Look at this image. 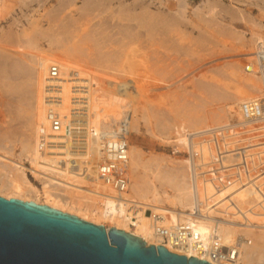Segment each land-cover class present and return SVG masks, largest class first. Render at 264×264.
Instances as JSON below:
<instances>
[{
    "label": "rangeland",
    "instance_id": "rangeland-1",
    "mask_svg": "<svg viewBox=\"0 0 264 264\" xmlns=\"http://www.w3.org/2000/svg\"><path fill=\"white\" fill-rule=\"evenodd\" d=\"M31 1H0V134L7 137L6 140L3 136L4 145L13 149L15 157L21 155L20 140L27 133L28 112L32 111L30 93L35 91V83L29 71L32 72L35 55L94 75L96 82L98 80L94 83H100L102 88L122 99L124 105H128L124 110L130 116L134 113L132 117L138 131L135 126L130 129L132 149L142 151L144 162L153 161L154 167L160 163V170H174L182 175L187 157L176 141L177 132L223 125L230 120L232 112L238 118L236 104L229 97L237 87L247 88L245 81L248 79L259 84L256 77L244 72V68L252 61L250 54L254 53L257 42L264 40V0ZM30 40L34 46L25 47ZM64 51L69 52L71 59ZM233 70L238 71L241 78H233ZM248 89L253 98L263 95L250 86ZM191 115H216V118L192 128ZM24 162L31 168L28 160ZM151 172L142 169L135 173L136 176L129 172L128 190L133 181L148 179L146 182L153 181L160 194L167 189L169 195H173L170 188L154 181ZM26 174L30 184L42 190L45 185L42 177L29 169ZM83 186L88 187L84 183ZM247 190L234 188L239 200L234 197L236 204L248 202L244 203L247 207L256 203L249 190L250 197L243 193ZM231 191L229 189L219 198ZM254 218L256 222L258 217ZM260 219L257 220L259 224L264 218ZM133 230L131 226L125 232L130 234Z\"/></svg>",
    "mask_w": 264,
    "mask_h": 264
},
{
    "label": "bare ground",
    "instance_id": "bare-ground-1",
    "mask_svg": "<svg viewBox=\"0 0 264 264\" xmlns=\"http://www.w3.org/2000/svg\"><path fill=\"white\" fill-rule=\"evenodd\" d=\"M84 8H85V6H84ZM48 12H49V10H48ZM166 18H167V16H166ZM234 18H236V17H234ZM139 25H140V23H139ZM34 27H36V26L34 25ZM37 29H39V28H37ZM38 34L40 35V33H38ZM42 34H45V33H42ZM21 36L24 37L23 35H21ZM29 36H31V35H29ZM51 39L52 38H50V40ZM52 40L55 41L54 39H52ZM261 40H263V39H261ZM42 42H44V41H42ZM13 43H15V42H13ZM16 43H18V42H16ZM52 43H50V44H52ZM56 43H55V45H57ZM27 44L28 45H26L25 47L28 46V48H30V47L34 46V42L31 40ZM25 49H27V48H25ZM67 52L68 51H66L65 53H67ZM213 52H214V49H213ZM65 53L62 55H65ZM47 54H48V52H47ZM68 55H69V52H68ZM250 55H252V54H250ZM39 56L35 55L32 58L33 67L31 68L32 70L30 69L32 72L29 71L30 76H32V79L34 80V83H35V86H33V87H35V91L30 90L31 91V93H30L31 99L30 100H32V109H31L32 111L28 112L29 116H28L27 120H29V122H26L28 124V127H27V129H25V130H27V133L26 134L22 133V136H23V134H24V136L23 137L21 136L22 137V139L20 140L21 141L20 142L21 149L19 150L21 155H19V157H15V155L11 152L13 149L9 148L10 149L9 150L5 146L6 143L4 145V137L5 136L0 134V196L10 197L13 199H20V200L26 201V202H33V203H36L37 205L48 206V207H50V209L52 208V209L61 211L63 213H68L70 215L80 217V219H83L85 221H90V223L103 225L104 227H106V229L108 231L112 228H115V229L118 228V230L128 232L129 227L132 226L134 228V230L132 232L130 231L131 235L142 239L143 241H145L147 243V245L158 246L159 241L156 239V237L154 235V226H155L154 218H155V215H159L161 218L164 219L163 222L165 224L170 225V224H174V223H177L180 221H184L185 216H186L185 213H187V211L189 209H191V207H192L193 193H192V186H191V182H190L191 179H190V172H189L190 167H191V164H189V162L192 160V158L186 159L184 161L186 165H185V173L183 172V175H182V173L177 172V171H175L176 172L175 173L174 170H173V172L169 171L168 169L160 170L159 169L160 163L158 164L156 161L157 164L154 167L152 165L153 161L151 163L150 162L147 163V161L144 162L142 151L140 152V150H137V149L133 150L132 149V147L130 145V136H129V139H128L129 140L128 174H129V172L132 171L133 172L132 174H134V176H136L138 174H135V173L136 172L138 173L142 169L145 170L146 172H147V170H149V172L152 171L151 176L153 177L154 181L158 182V184H160L161 187L170 188L173 191V195H169V193L166 191L167 189L165 191H163V193L161 192L162 194H160L158 191V188L155 186L153 181L149 180V182L147 183L146 180H148V179H146L145 181H140L141 179L140 180L137 179L136 181H133L134 184L132 185L131 190H128V193L123 196L122 200H118L116 198V194L114 193V191L111 188L103 185L102 183H99V180L97 179V168L96 167H97V164L101 160V155L99 152V146L97 147V145L91 143V145H89L87 148L81 150L83 153H77V159H79L82 162V165H84V167H83L84 169L80 168L82 170H79V172L74 171L75 170L74 168L69 169L71 166L69 162L67 163V168H65V169H63L62 167L61 168L57 167L56 165L58 162H60V160H63V161L70 160L72 154H71V151L68 150V148L64 147V146H62L56 150H52V151L49 150L48 151L49 155L48 156L45 155V157H43L42 154L40 153V151H38L39 150L38 149L39 138H40L41 131L44 129L48 132L50 131L49 121L47 118V111L49 108L48 103H47L48 102L47 97H49L52 94L53 88L52 87L49 88L50 86H52V84H49L50 82L47 79H48V74H49L51 64H53V62H54L53 60L49 59L52 61L50 63L48 58L43 57V56L41 57V55H39ZM62 57H64V56H62ZM66 57H64V58H66ZM69 57H70V55L67 58H69ZM52 59H55V58H52ZM69 59H71V58H69ZM236 60L237 59H235V61ZM7 63H8V61H7ZM49 63H50V65H49ZM179 63H181V62H179ZM61 68L63 71H65V73L69 71L68 66H66L62 63H61ZM25 72H27V70ZM244 72H246L250 76L256 77L258 79V82H259V84H257L256 82H253L252 80L248 79L245 81V82H247L248 86H250L254 89H257L259 92H262V94H263L264 93V86L262 84V80L260 79V77H258L256 74H254L252 72L251 73L247 72L246 67L244 68ZM231 75L233 76V78H236V79L241 78L240 75L238 74V71H236V70H233L231 72ZM79 76H80L79 80L83 79V81H79V83L82 82L83 83L82 85H84V86H82V85L81 86L85 87L86 88L85 91L88 92L87 97H88V103H89V111H88L89 115H87V116H88V119L90 121V124L98 130H108L112 125H114L115 123H117L119 121V119L123 115V112L125 111L124 110L125 107L127 108L128 105H124L126 103H124L122 101V99L117 98V96H114L113 93L102 88L100 83L96 84L98 82V80L96 82V79H95L96 77L94 75L92 76L90 74L84 73V71H81L79 73ZM67 77H68L67 75L64 76L63 80H65V78H67ZM94 82H96V83H94ZM260 84L262 86H260ZM76 85H80V84H76V82H70V81H68V79L61 83V86H62V93L60 95L61 105L57 108L60 109V112L62 114H68V112L70 110V106H71L70 100H71L72 96L75 94V91H77V89H74V87H77ZM203 85H205V84H203ZM248 86H247V88H245L244 86L243 87H237L234 90L232 97H229L230 98L229 100L232 101L234 104H236L237 113H238L240 118H241V116H240L239 110H240L241 103L253 99V96H250V91L248 89ZM214 91L215 90H212V92H214ZM28 98H30V97H28ZM254 98H258V97H254ZM16 102H18V101H16ZM173 103H175V102H173ZM131 113H133V111H131ZM135 113H136V111H135ZM194 114L196 115V113H194ZM132 115H131L132 119L130 120V124H129V134H130V129H132L134 126H135V129L137 127L136 126L137 124L134 123L135 119H134V117H132ZM195 115H193V116L191 115V118L189 117L190 123H191V125H193L192 128L195 127V125H199L203 122L205 123V121L208 119L214 120L216 118V115H212V116L210 115L209 117H207L206 115H205L206 117L205 116H195ZM135 116H136V114H135ZM186 116L187 115H185V117ZM221 117H222V115H221ZM146 118H147V116H146ZM146 118L144 117V119H146ZM177 123H178V121H177ZM211 124H213V123H211ZM220 124L221 123L217 124V126H220ZM186 125H188V124H186ZM212 126L213 125H209V126L206 125V127L198 129V130H194V131L183 130V131H181V133L178 131L177 137H179V138L176 141L179 142L181 146H184L186 143V137H185L186 134H184L185 132L195 133V132H199V131L204 130V129L205 130L210 129ZM25 128H26V126H25ZM192 128H190V129H192ZM136 130L138 131V129H136ZM182 132H183V134H182ZM161 136H163V134ZM166 138H169V137H166ZM5 139L7 140V137H5ZM168 142H170V141H168ZM190 154L193 155V152H190ZM86 159H88V160H86ZM24 160L25 161L28 160L30 162L31 168L30 167L27 168L25 166L26 163L24 162ZM79 164H80V162H79ZM130 167H131V171H130ZM28 169H29V172L31 171V173H33L37 177H42V179L44 180V183H45L42 190H38L32 184H30V181L28 180L27 174H26ZM41 171L45 174L41 173ZM146 176H147V174H146ZM84 180L86 182H84ZM83 183H84V185L86 184V186H88V187H84ZM248 190H247V192H243V193H246V194L249 193ZM242 195L246 196L244 194H242ZM248 196L250 197L251 195L247 194V197ZM247 197H246V199L244 198L246 201L249 200V198L247 200ZM252 198H256V197H252ZM244 199H243V201H244ZM256 200H257V198H256ZM237 201L239 202L238 196H237ZM242 203H243V205H244V203L248 204V202H242ZM242 203L240 201L239 204H242ZM167 205L169 206V208L167 207ZM260 218L258 217L259 220H261ZM252 219L255 220V218H252ZM263 220H262V222L260 221L261 224H258L259 226L252 227V229L251 228H244V229L239 231L238 228L233 229L232 227H230V228L224 227L221 230L222 238H223L225 244H228L230 239L236 233L240 234V236L242 238L241 245H239L240 246L239 257H238V260L234 264H264V221ZM106 224H108V225H106ZM203 231H205V229ZM186 255L188 257H195L196 254L190 253V251H188Z\"/></svg>",
    "mask_w": 264,
    "mask_h": 264
},
{
    "label": "built area",
    "instance_id": "built-area-1",
    "mask_svg": "<svg viewBox=\"0 0 264 264\" xmlns=\"http://www.w3.org/2000/svg\"><path fill=\"white\" fill-rule=\"evenodd\" d=\"M251 60L245 66L246 71L260 77L264 86V40L255 45ZM68 68L65 73L58 62H53L50 67L47 79L52 84L49 88H53L47 97L50 131H41L38 151L45 157L49 150L67 147L71 159L60 160L56 166L65 169L69 162V169L79 172L84 165L77 159V153H83L81 150L91 143L99 146L101 160L96 167L97 179L122 200L130 185L128 139L131 116L129 112H123L122 118L108 130L93 127L87 116L88 92L82 87L83 83H79L83 81L79 80L81 69ZM66 75L65 80L80 85L74 87L77 91L70 100L68 114H62L57 107L61 105V83ZM239 113L241 118L232 112L229 117L232 121L223 125L184 133L186 143L182 148L187 159L192 158L189 172L193 203L185 213L184 221L168 225L155 215L154 235L159 241L158 246L187 258H190L186 255L190 251L196 254L194 258L210 264H234L239 257L242 238L236 233L225 244L221 230L232 227L240 231L259 226L252 218L257 217L256 213L258 217H264V93L241 103ZM235 187L237 190L249 189L257 198L256 203L247 207L236 204ZM229 189L232 191L219 198Z\"/></svg>",
    "mask_w": 264,
    "mask_h": 264
},
{
    "label": "water",
    "instance_id": "water-1",
    "mask_svg": "<svg viewBox=\"0 0 264 264\" xmlns=\"http://www.w3.org/2000/svg\"><path fill=\"white\" fill-rule=\"evenodd\" d=\"M0 264H210L124 231L0 196Z\"/></svg>",
    "mask_w": 264,
    "mask_h": 264
}]
</instances>
